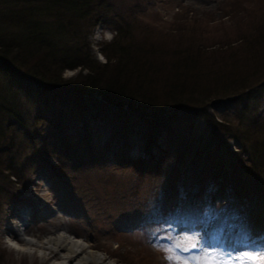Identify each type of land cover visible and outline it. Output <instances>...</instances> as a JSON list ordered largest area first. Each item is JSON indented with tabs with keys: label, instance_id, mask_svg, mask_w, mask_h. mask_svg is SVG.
<instances>
[{
	"label": "trees",
	"instance_id": "16d2710c",
	"mask_svg": "<svg viewBox=\"0 0 264 264\" xmlns=\"http://www.w3.org/2000/svg\"><path fill=\"white\" fill-rule=\"evenodd\" d=\"M114 2L116 0H0V81L7 87L6 91L0 88V208L4 200L7 202L17 196V190L9 185L20 177L14 169H20L23 165L26 169H31V165L34 166L32 169L43 167V172L50 174L56 184L65 188L67 193L70 188L69 191L73 192V185L69 186L65 180L68 176L65 171L64 175L61 169L50 162L32 161L27 155L19 159L10 152L9 149L19 140L35 149L34 152L54 153L63 164L68 162L72 170L87 169V166L79 169V160L89 156L88 161L99 168L96 171L98 177L94 179L96 183L102 182L104 174L105 178H112L115 173L112 167L118 165L120 168L134 167L139 170L143 180H132L133 190L122 193L119 198L121 205H125L123 212L127 213L126 217L135 220L129 224L136 223L140 229L156 228L155 231L168 233L175 222L190 218L192 201L188 196L193 198L203 191L208 194L205 200L210 199L213 184L223 186L226 190V198L220 203V209L213 213V224L230 222L244 228L256 219H263L264 222V182L257 191L254 189L255 182L248 178H251L249 168L254 178H260L264 174V167L258 160L259 153L255 155L251 149L254 142L247 150L240 128L239 134L235 133L236 144L239 149H243L240 154L245 152L244 158L254 167H247L242 161L243 156H237L236 159L232 157L237 163L233 182L232 177H226L227 173H224L230 165V157H225L226 165L220 159L219 167L214 171L217 173L209 178L205 174L213 172V161L199 157L188 139L184 140L186 147L183 144L173 152L166 138L171 132L177 137L173 132L175 127L170 124L169 129V125H164L170 122L176 111L190 107L198 111L213 102L221 103L222 109H232L244 123L252 124L261 106L258 90L264 88V62L260 61L264 60V29L256 35L250 33L251 51L259 55L256 64H250L251 69L243 68L244 72L240 73L244 76L242 79L237 69L230 72L226 70L228 68L220 69L221 65L217 63L230 59L233 52L242 49L239 48L242 44L203 49L198 44L179 38L168 48L141 46L134 43L132 31L128 34L125 31L126 20L131 17L125 13L121 0H117L118 10ZM129 3L134 8L142 9L137 0H129ZM97 25L114 33V40L104 45L107 51L98 49L105 58L104 62L97 61L90 52L88 37ZM177 42L180 44L176 45ZM217 50L225 53L223 57H219L211 67L199 66L205 63L208 56L204 57V54L208 52L215 56ZM231 65L236 64L233 62ZM74 69L79 70L77 75L66 79L62 77L65 70ZM22 99L27 100L31 107L25 103L22 106ZM111 104L117 108L121 105L129 107V111H112L100 106L111 107ZM161 111L164 113L159 114ZM98 112H103L105 120L110 119L119 128L126 129L127 124L137 126V130L146 128V140L138 153L131 158L126 155L128 147L119 152L114 151L110 166L102 154L104 147L94 145L88 156L80 158L82 143L76 141L73 146L69 141L65 148L69 150L73 146L75 152L71 153L72 157L66 156L65 160L60 158L62 156L58 151L63 150L64 143H67L61 140L63 136L55 139V133L63 132L64 125L61 123L69 121L82 128L81 122L88 121L89 124L92 114L100 116ZM154 114L165 115L163 125L156 123L159 117L156 118ZM189 114L193 115L192 112ZM189 117L188 120H195ZM29 119H41L46 123L47 134L31 131ZM224 119L222 115L220 121H226ZM175 121L179 119L172 122ZM216 133L214 127L206 129V136H212L211 141L214 143L217 141L213 137ZM47 135L48 142L45 141ZM149 139H153V142L149 143ZM192 143L196 144L194 141ZM260 157L263 160V156ZM220 167H225V170L220 171ZM150 175L156 179L143 186ZM114 184L117 188L119 182L114 180ZM119 189H124V186ZM256 193L261 199L257 198ZM166 243L165 246H170L171 239ZM152 251L157 254L161 264H168L166 256H176L158 246Z\"/></svg>",
	"mask_w": 264,
	"mask_h": 264
},
{
	"label": "rangeland",
	"instance_id": "374dc122",
	"mask_svg": "<svg viewBox=\"0 0 264 264\" xmlns=\"http://www.w3.org/2000/svg\"><path fill=\"white\" fill-rule=\"evenodd\" d=\"M137 2L142 6L141 10L130 6L129 0H121L125 13L128 17H131V19L126 20L127 25H125L127 28L125 31L127 34L132 31L135 37L134 43L137 42L145 47L155 46L157 48L158 46L159 49L172 47L174 42L179 41V38L198 44L203 49L233 47L234 43L236 45L242 44V46H239L242 49L236 50L232 55L229 53L232 56L230 59L217 62L221 65L220 69L228 68L226 70L230 72L237 69L240 74L244 72L245 69L243 68L249 70L251 69L250 64H256L255 60L259 54L252 52L253 46L249 41L252 38L250 33L253 32L256 35L264 29V0H137ZM114 5H116L114 6L115 9L118 10L119 3L117 0ZM113 35L112 31L103 29L99 25L91 30L88 37L90 52L97 61L104 62L105 58L98 49L107 51L104 45L114 40ZM179 44L180 42L176 43V45ZM190 45L192 46V44ZM260 45L257 47L260 48ZM224 54L218 50L215 56L207 52L204 54V57L208 55L205 58V63H200L199 66L211 67ZM260 61L264 62L263 59H260ZM233 62L236 65H231V67L230 63ZM207 67H204V70H207ZM78 72V69L65 70L62 73V77L64 79L72 78ZM240 78H244L243 74H240ZM245 80L249 79L245 78ZM0 88L2 90L5 89L4 91L7 90L3 81H0ZM258 93L261 106L258 107L254 122L249 125L244 123L241 117L232 109H222L221 103L213 102L198 111H196L195 107H190V109L183 108L184 111H176L170 122L164 124L165 126L169 125V129L172 126L175 127L173 132L177 137H174L171 132L170 136L166 138L168 144L173 147V152L180 149L181 145L184 144V140L188 139L194 148V152L199 157L203 156V159L213 161V172L217 171L216 167H219L218 161L220 159L226 165L227 160H225V157H230L228 170L224 171L225 167H220L219 170L227 173L226 177H232L234 182L237 163L233 161L234 158L232 157L236 159L237 156H243V163L247 167L251 166L252 169L254 167V164L250 165V162L244 158L245 152L243 155L240 154L243 149H239L236 144L238 142L235 133L239 134L238 129L240 128V133L244 136V143L248 147L247 150H250V146L254 142L251 149L255 155L259 153L258 160L261 161V166L264 167V88L259 89ZM83 98L87 99V97ZM22 101V106L25 103V105L31 107L27 100L22 99ZM96 102L98 103L97 99ZM75 103L77 104L78 102ZM93 105L97 104L94 103ZM100 106L112 111H129V107L123 105L119 108L113 104H111V107L109 105ZM57 107L60 110L59 106ZM191 109L193 111H190ZM168 111L169 113L171 112V110ZM191 112L193 115L189 114ZM162 113L164 111L159 114ZM99 114V117L92 114L89 124H87L88 121L81 122L82 128L79 127V124H70L69 121L61 123L64 125L63 132L62 134L55 133V139L63 136L61 140L67 141V143H64L63 150L58 151L62 156L60 158L65 160L67 159L66 156L69 157L71 153L75 152L73 146L76 141L82 143L81 149L83 152L80 158L88 156L94 145L96 147H104L102 154H104V158L110 166L112 163L111 155L114 151L119 152L130 146L126 151L127 156L133 158L138 153L140 146L146 140V128L143 127L144 129L137 130L138 127L135 125L131 126V124H127L126 129L125 127L119 128L120 126H117L110 119L108 121L105 120L103 112H98ZM154 115L156 118L159 117L156 123L163 125L165 115ZM222 115L226 118L224 119L226 121H220ZM189 116H192L191 118L194 117L195 120H188ZM176 119H179V121L172 122ZM145 120L147 121V119ZM138 123L140 124L141 121L138 120ZM29 124L31 131L38 132L41 135L48 132L47 124L41 119L37 121L29 119ZM73 125L74 127H71ZM211 126L217 129V133L213 136L217 138L215 143L211 141L212 136L210 138L209 135L206 136V129H212ZM127 129L128 132L126 131ZM45 139L48 142L49 135ZM69 141L73 146L67 150L65 145L69 144ZM192 141L196 142V146ZM152 142L153 139H149V143ZM186 146L184 144L183 147ZM9 150L17 155L19 159H24L27 155L32 161L43 160L46 163L50 162L54 167L61 169L63 173L65 171L68 175L65 180L69 186L73 185V192L69 191L71 190L70 188L67 193L65 188L56 184L50 174L43 172L45 169L38 167V165L35 166L38 167L37 169H32L34 168L32 165L31 169H26L25 165L20 166V169H14L20 177L13 184L10 183L9 186L17 190V196L15 198L12 197L7 202L4 200L3 206L0 208L1 264H59L62 260V251L59 252L58 250L55 253V251L41 250L37 245V241H43L45 235L56 233L61 228L66 229L72 236L81 239L91 253L102 256L103 260L111 261L113 264H161L157 254L142 244L144 242L147 243L146 235L149 236V233H143L138 229L132 232L127 230L128 224L135 220H130L131 218L126 217L127 213L123 212L125 205H121V199L119 198L122 193H128L133 190L131 187L132 180H143L141 179L142 175H139V170L134 167L120 168L118 165L117 167H112V170L115 171L112 178L111 176L105 178L104 174L102 182L96 183L94 179L98 177L96 171L99 168L92 161H88L89 156L79 160L80 164L78 163L79 169L85 166L88 167L87 169L72 170L69 168L71 166H69L68 162L63 164L54 153L34 152L36 150L23 141L19 142V140H16ZM261 155L263 160L260 157ZM69 162L72 163L70 160ZM42 166L45 165L42 164ZM248 171L251 173V178H248L255 182L254 189L258 191L264 182V174L260 178L257 176L254 178L253 171L250 168ZM230 177L229 180L231 179ZM237 177L241 181L238 175ZM153 178L156 179V177L150 175L143 183V186L151 183ZM114 180L119 182L117 188ZM122 186H124V189L118 190ZM223 190L226 191L224 188ZM256 195L258 199H261L259 193H256ZM19 224L22 228L24 227L22 231H24L25 237L33 240L34 244H26L21 240L16 242L17 237L12 232L16 230ZM120 229L125 230L122 231ZM190 230V226L177 227L175 233L178 235L179 240L182 241ZM150 240L151 237L148 241ZM245 252L253 255L264 252V234H260L257 241H251L244 249H233V255L230 258L232 264H237L238 260L242 259L241 254ZM220 255L218 253V256ZM68 264H75V261H70Z\"/></svg>",
	"mask_w": 264,
	"mask_h": 264
},
{
	"label": "bare ground",
	"instance_id": "6f19581e",
	"mask_svg": "<svg viewBox=\"0 0 264 264\" xmlns=\"http://www.w3.org/2000/svg\"><path fill=\"white\" fill-rule=\"evenodd\" d=\"M21 225H23V223H21ZM23 228L19 224L16 230L12 232L17 237L16 242L21 240L26 244H34L33 240L25 237L24 231H22ZM37 245L41 250L44 249V251L50 250L55 251V253L58 250L59 252L62 251V260L59 264H68L70 261H75V264H113L111 261L103 260L102 256H97L93 254V252L91 253L81 239L72 236L64 228H61L58 232L51 235H45L43 241H37Z\"/></svg>",
	"mask_w": 264,
	"mask_h": 264
},
{
	"label": "snow or ice",
	"instance_id": "6c2138e0",
	"mask_svg": "<svg viewBox=\"0 0 264 264\" xmlns=\"http://www.w3.org/2000/svg\"><path fill=\"white\" fill-rule=\"evenodd\" d=\"M198 243L194 239H189L187 245L176 244L174 247L180 248L181 251L187 252L189 249L197 248ZM170 251V249H165ZM242 259H239L237 264H264V252L257 253L255 255L251 253H242ZM168 264H231V259L223 260L218 259L216 256H212L208 253H204L198 257L183 258L179 256H166Z\"/></svg>",
	"mask_w": 264,
	"mask_h": 264
}]
</instances>
